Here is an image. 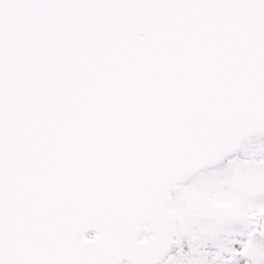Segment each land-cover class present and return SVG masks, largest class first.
<instances>
[{
	"label": "snow or ice",
	"instance_id": "obj_1",
	"mask_svg": "<svg viewBox=\"0 0 264 264\" xmlns=\"http://www.w3.org/2000/svg\"><path fill=\"white\" fill-rule=\"evenodd\" d=\"M0 264H264V0H0Z\"/></svg>",
	"mask_w": 264,
	"mask_h": 264
}]
</instances>
